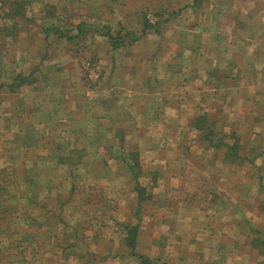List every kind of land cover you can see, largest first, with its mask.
<instances>
[{"label": "rangeland", "instance_id": "374dc122", "mask_svg": "<svg viewBox=\"0 0 264 264\" xmlns=\"http://www.w3.org/2000/svg\"><path fill=\"white\" fill-rule=\"evenodd\" d=\"M0 264H264V0H0Z\"/></svg>", "mask_w": 264, "mask_h": 264}, {"label": "trees", "instance_id": "16d2710c", "mask_svg": "<svg viewBox=\"0 0 264 264\" xmlns=\"http://www.w3.org/2000/svg\"><path fill=\"white\" fill-rule=\"evenodd\" d=\"M150 26H151V24L149 22H147L146 25L144 26V29L146 30V29L150 28ZM78 29H79V35H77V36H81L86 31L94 30L97 32H103L102 33L103 35H107L108 37H110V39L112 40L113 48H118L123 44V40H119V41L116 40L115 36L108 30L105 31L104 29H100L96 26L89 27L86 23H80L78 25ZM69 38L73 39L74 37L69 36ZM207 127L210 129L211 132H215V130L213 128H210V125L207 124ZM214 135H216V134L214 133ZM237 157L243 158L240 155H237ZM130 168H132V167H130ZM132 173L135 174L134 172H132ZM132 180L134 181V183L136 180L137 189L139 191H142L141 184L139 183V181H137V179H132ZM11 214L14 215V212L12 211ZM125 228H126V230L128 229V231H129L128 237L126 238V245L131 246L132 248H135L137 245V241H138L139 224H136V225L128 224V225H125Z\"/></svg>", "mask_w": 264, "mask_h": 264}]
</instances>
